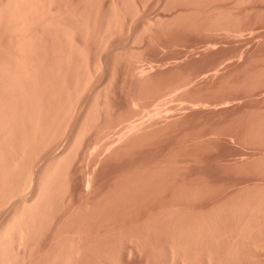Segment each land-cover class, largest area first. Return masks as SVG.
<instances>
[{
  "label": "rangeland",
  "instance_id": "1",
  "mask_svg": "<svg viewBox=\"0 0 264 264\" xmlns=\"http://www.w3.org/2000/svg\"><path fill=\"white\" fill-rule=\"evenodd\" d=\"M6 65L15 264H264V0H0Z\"/></svg>",
  "mask_w": 264,
  "mask_h": 264
},
{
  "label": "bare ground",
  "instance_id": "2",
  "mask_svg": "<svg viewBox=\"0 0 264 264\" xmlns=\"http://www.w3.org/2000/svg\"><path fill=\"white\" fill-rule=\"evenodd\" d=\"M11 1V0H10ZM16 2H17V0H16ZM19 2V1H18ZM23 1H21V3H22ZM45 3V2H44ZM10 4V3H9ZM16 4V3H15ZM28 5V4H27ZM16 6H18V5H16ZM15 6V7H16ZM22 6V5H21ZM32 7H33V5H31ZM36 7V6H35ZM19 8V7H18ZM31 8V7H30ZM29 8V9H30ZM32 9V8H31ZM39 9V8H38ZM39 10H41V8L39 9ZM25 12V11H24ZM37 12V11H36ZM40 12V11H39ZM35 14V13H34ZM25 15V14H24ZM27 15V14H26ZM18 16V15H17ZM31 16V15H30ZM24 17V16H23ZM20 18V17H19ZM18 18V19H19ZM21 19H22V17H21ZM27 19V18H26ZM19 21V20H18ZM24 21H25V19H24ZM24 21H22V23L24 22ZM28 21V20H27ZM20 24L21 25V27L23 26V24ZM45 23V22H44ZM47 23V22H46ZM52 23V22H51ZM19 25V24H18ZM19 25V26H20ZM28 26V25H27ZM49 26V25H48ZM19 28V27H18ZM17 27H16V30L18 29ZM19 30H20V28H19ZM25 31V30H24ZM27 31V30H26ZM25 37V36H24ZM23 38V37H22ZM70 39V38H69ZM72 41V40H71ZM22 42V41H21ZM21 58V57H20ZM18 62V61H17ZM20 62V61H19ZM22 63V62H21ZM13 64V63H12ZM17 64V63H16ZM15 64V65H16ZM3 65V64H2ZM4 66V65H3ZM23 66H24V64H23ZM16 67V66H15ZM20 67V66H19ZM12 68H10V66L8 65H6L5 67H3V68H1L0 70L1 71H3V73L5 74V75H7L6 77H5V79H3V78H1V79H3L4 81H5V83H3L2 85L6 88V87H9V86H12V80L14 81L15 79H16V75H18V73L17 74H15L14 76L12 75V70H11ZM15 69V68H14ZM20 69H22V71H24L23 69H25V68H22V66H21V68H19V70ZM26 70V69H25ZM96 70V69H95ZM146 70V69H145ZM21 70L20 71H17V72H22ZM13 72H14V70H13ZM26 72V71H25ZM90 72V71H89ZM16 73V72H15ZM24 73V72H23ZM141 73V72H140ZM1 74H2V72H1ZM26 74V73H25ZM1 76V75H0ZM89 76H90V73H89ZM15 77V79H13ZM0 79V83H2V80ZM3 81V82H4ZM15 82V81H14ZM13 82V83H14ZM5 84V85H4ZM1 87V86H0ZM3 88V87H2ZM10 88V87H9ZM85 88V87H84ZM7 89V88H6ZM5 89V90H6ZM11 89V88H10ZM3 90V89H2ZM4 90V91H5ZM78 90V89H77ZM177 90H179L178 88H177ZM4 91H2V92H4ZM175 92V91H174ZM0 93H1V91H0ZM9 93V92H8ZM77 93V92H76ZM173 93V92H172ZM9 95V94H8ZM12 95V94H11ZM11 95H9V96H11ZM4 97H6L5 95H3ZM2 96V97H3ZM79 97V96H78ZM8 97H6V99H7ZM1 99H4V98H1ZM9 99H11V97L10 98H8V100ZM8 100L6 101V100H1V101H3V103H5V102H8ZM5 101V102H4ZM10 102V101H9ZM75 102V101H74ZM78 102V101H77ZM1 103V102H0ZM70 103V102H69ZM14 104H15V102H14ZM1 105H2V103H1ZM11 105H13L12 104V102H11ZM75 106V105H74ZM74 106H73V109H74ZM135 106H136V104H135ZM155 106H157V105H155ZM0 107H3V106H0ZM10 107V108H9ZM18 107V106H17ZM4 108H5V106H4ZM4 108H0V110L2 109V110H4ZM6 108H9L8 109V111L11 109V106H10V104H9V106L8 107H6ZM13 108V107H12ZM35 108H37V106L35 107ZM68 109V108H67ZM6 110V109H5ZM17 110H18V108H17ZM35 110H37V109H35ZM7 111V110H6ZM38 111V110H37ZM160 111V110H159ZM1 112V111H0ZM11 112H12V110H11ZM57 112V111H56ZM62 112V111H61ZM65 112V111H64ZM157 112V111H156ZM155 112V113H156ZM2 113V112H1ZM7 113V112H6ZM12 113H14V112H12ZM20 113V112H19ZM9 113H7V115H8ZM160 114V113H159ZM2 115V114H1ZM3 115H4V112H3ZM12 115V114H11ZM15 115H17L18 116V114H15ZM20 115V114H19ZM151 115V114H150ZM5 116H6V114H5ZM10 116V115H9ZM13 116V115H12ZM22 116V115H21ZM23 116H24V114H23ZM71 116V115H70ZM3 117V116H2ZM7 117V116H6ZM5 117V118H6ZM11 117V116H10ZM10 117H7V119L9 118V119H11ZM16 117V116H15ZM25 117V116H24ZM34 117H35V115H34ZM40 117V116H39ZM57 117V116H56ZM92 117H94V116H92ZM22 118V117H21ZM41 118V117H40ZM69 118V117H68ZM3 119V118H2ZM1 119V117H0V120L1 121H3ZM24 119V118H23ZM53 119V118H52ZM58 119V118H57ZM6 120V119H5ZM1 121H0V123H1ZM19 121V120H18ZM18 121H17V123H18ZM53 121V120H52ZM128 121V120H127ZM131 121H133V120H131ZM8 122H11L10 120H7V122L6 123H8ZM23 121H21L19 124H21ZM38 122V121H37ZM58 122V121H57ZM84 122V121H83ZM4 123V122H3ZM35 123V122H34ZM124 123V122H123ZM128 123H129V121H128ZM133 123H136V122H133ZM132 123V124H133ZM12 124V123H11ZM37 124V123H36ZM130 124V123H129ZM2 125V123L0 124V126ZM5 125L6 124H3V126L5 127ZM8 125V124H7ZM39 125V124H38ZM43 125V124H42ZM60 125V124H59ZM23 126V125H22ZM91 126V125H90ZM127 126H129V125H127ZM135 126H137V124L135 125ZM134 124H133V126H131V128L129 129V128H127L128 130H132V128H133V130H135L134 129ZM10 127V126H9ZM13 127H15L14 125H13ZM12 126L10 127V128H13ZM17 127H18V125H17ZM36 127V126H35ZM41 127V126H40ZM82 127V126H81ZM7 128V134L6 133H4V138L6 137L5 135H9L10 133H9V129H8V127H6ZM5 128V129H6ZM34 128V127H33ZM39 128V127H38ZM44 128V127H43ZM86 128V127H85ZM84 128V129H85ZM117 128V127H116ZM136 128V127H135ZM40 129V128H39ZM45 129V128H44ZM48 129V128H47ZM49 129H50V127H49ZM120 129V128H119ZM138 129V128H137ZM16 130V129H15ZM81 130V129H80ZM12 131H14V130H12ZM21 131V130H20ZM26 131H28V130H25V132ZM6 132V131H5ZM24 132V131H23ZM24 132V134L23 135H25L26 133ZM43 132V131H42ZM41 132V133H42ZM125 132V131H124ZM9 133V134H8ZM16 133V132H15ZM122 133V132H121ZM27 134H29V133H27ZM26 134V136H29V135H27ZM56 134V133H55ZM59 134V133H58ZM80 134V133H79ZM83 134V133H82ZM120 134V133H119ZM125 134V133H124ZM1 135V134H0ZM14 135V133L12 132V136L11 137H15L16 136V134H15V136H13ZM22 135V136H23ZM121 135H123V134H121ZM22 136H20V138L22 137ZM25 136V137H26ZM34 136H35V134H34ZM44 136V135H43ZM48 136H51L50 134L48 135ZM2 137V136H1ZM7 137H10V135L9 136H7ZM6 137V138H7ZM18 137V136H17ZM31 137V136H30ZM36 137V136H35ZM39 137H41V136H39ZM52 137V136H51ZM54 137V136H53ZM78 137V136H77ZM107 137V136H106ZM34 138V137H33ZM33 138H32V140H33ZM122 138V137H121ZM9 138H7V140H8ZM11 139V138H10ZM31 139V138H30ZM45 139V138H44ZM49 139V138H48ZM47 139V140H48ZM52 139V138H51ZM57 139V138H56ZM2 140V139H1ZM5 140V139H4ZM4 140H3V142H4ZM22 140H24V139H22ZM27 140H28V138H27ZM38 140H40V138L38 139ZM122 140V139H121ZM49 141H51V140H49ZM81 141V140H80ZM6 142V141H5ZM11 144H12V142L11 141H9ZM24 142H26V141H24ZM35 142V141H34ZM43 142H45L44 140H43ZM101 142V141H100ZM117 142V141H116ZM1 143V142H0ZM8 143V142H7ZM36 143V142H35ZM40 143H41V141H40ZM71 143V142H70ZM95 144H96V142H94ZM38 144V143H37ZM74 144V143H73ZM7 145H9V143L7 144ZM31 145H32V143H31ZM31 145H29V146H31ZM36 145V144H35ZM42 145V144H41ZM44 145V144H43ZM45 145H47V143L45 144ZM67 145V144H66ZM98 145V144H97ZM4 146V145H3ZM16 146H18V145H16ZM50 146V145H49ZM70 146L71 145H68L67 147H69V148H67V149H70ZM7 147V146H6ZM38 147V146H37ZM39 147H40V145H39ZM75 147V146H74ZM1 148V147H0ZM4 148H5V146H4ZM20 148H21V145H20ZM29 148V147H28ZM22 149H24L25 150V148H22ZM66 149V150H67ZM92 149V148H91ZM2 150V151H1ZM1 150H0V176H1V180L3 181V182H5V181H8V182H6V185H4L5 186V188H7V184L9 183V182H11L12 181V177H11V174H12V170H14L15 168H16V170L19 172V174H20V177L22 178V173H23V169H25L26 170V168H22V164L21 163H18L17 161H15V162H13L12 163V160H14V159H11V158H13V157H11V155H13V154H11L10 155V152H9V149H7L8 150V152H7V150L6 149H4L5 151H3V149L1 148ZM14 150V149H13ZM24 150H23V152H24ZM26 150H27V148H26ZM33 150V149H32ZM65 149H63V151H64ZM65 150V151H66ZM11 151H12V149H11ZM22 151V150H21ZM69 150H67V152H68ZM74 151V150H73ZM6 152H7V154H6ZM13 152V151H12ZM11 152V153H12ZM27 152V151H26ZM14 153V152H13ZM66 152H64V154H65ZM74 154L76 153V152H73ZM16 154H18V153H16ZM29 154H31V153H29ZM33 154H34V151H33ZM10 155V156H9ZM28 155V154H27ZM63 155V152H62V154L60 155V154H57V161H56V158H55V160H54V163H53V161H52V165L50 166V167H48L46 170H45V172H43V174H42V177L40 178V179H38L39 181H37L38 182V184H35V185H37V187H35L36 189H35V194L33 193V196H30V198H29V195H26V196H28V198H25L24 196H22V197H24L23 199H22V201L20 202V206H19V208L17 207V209L15 210V211H17V212H14V213H12L13 214V216L12 217H10V219H8L7 220V222L2 226V228L0 229V264H15V258H17V257H15V256H17L18 254L17 253H15V249H16V247H14V244H15V242H19L20 240V242H22L23 240H24V238L26 237H24V234L25 235H27L26 234V231H27V227H28V224H29V222H28V220H30L29 219V217H30V215H32L33 214V212H31L30 214H29V212H30V207H31V204L33 203V202H35L36 203V201L38 202V200L37 199H39L41 196H44V193H43V195H42V192H48L47 191V187H49L50 186V182H51V186H53L52 184H53V182L52 181H54V180H56V179H58V178H56V179H50V177H51V175L54 173V171H55V168L57 169V167L58 168H60L59 166H61V164L62 163H60L61 162V159L60 158H62L61 156ZM65 156H67V155H65ZM29 157V156H28ZM31 157V156H30ZM30 157H29V159H30ZM22 158V157H21ZM32 158H33V156H32ZM22 159H24V157L22 158ZM22 159H19V161L20 160H22ZM28 159V158H27ZM65 159V158H64ZM25 160V159H24ZM32 160V159H31ZM53 160V159H52ZM60 162H59V161ZM21 162V161H20ZM64 162V161H63ZM58 163V164H57ZM71 163V162H70ZM51 164V163H50ZM60 164V165H59ZM59 165V166H58ZM65 165V164H64ZM67 165V164H66ZM57 166V167H56ZM62 168V167H61ZM67 168V167H66ZM24 170V171H25ZM63 170V169H62ZM67 170V169H66ZM27 171V170H26ZM60 173H61V171H59ZM14 173H15V171H14ZM14 173L12 174V175H14ZM26 173V172H25ZM25 173H23L24 175H25ZM59 173V174H60ZM63 173V172H62ZM18 173H17V175H19ZM92 174V173H91ZM90 175V174H89ZM25 176H27V175H25ZM25 176H24V178H22L23 179V185H24V181L26 182V178H25ZM58 176V175H57ZM60 176V175H59ZM16 177V176H15ZM19 177V176H18ZM17 177V178H18ZM9 179H10V181H9ZM19 179V178H18ZM27 179H29V178H27ZM49 179H50V181H49ZM15 180H17V179H15ZM15 180L13 179V184H15ZM35 180V179H34ZM33 180V181H34ZM2 181H0L1 183H3ZM19 181V180H18ZM47 181H49V183L47 182ZM59 181V180H58ZM90 181V180H89ZM21 181H19V183H20ZM18 183V185H20ZM22 183H21V185H22ZM54 183H55V181H54ZM89 183V182H88ZM10 184V183H9ZM11 184H12V182H11ZM10 184V185H11ZM46 184H47V186H46ZM49 184V185H48ZM22 185V186H23ZM25 185H27V183H25ZM55 185V184H54ZM2 186V185H1ZM3 186V187H4ZM13 186V185H12ZM22 186H20V187H22ZM31 186V185H30ZM49 187L50 189L52 188V187ZM9 187V186H8ZM28 187V186H27ZM87 187V186H86ZM88 187H89V184H88ZM1 188V187H0ZM32 188V187H31ZM14 189V188H13ZM16 189V188H15ZM21 189V188H20ZM30 189V188H29ZM46 191H45V190ZM5 190V194H6V191H9V190H6V189H4ZM11 190V189H10ZM24 190V189H23ZM27 190V189H26ZM49 190V189H48ZM69 190V189H68ZM14 191H17V190H14ZM34 191V190H33ZM50 191V190H49ZM53 191V190H52ZM51 191V192H52ZM56 191V190H55ZM54 191V192H55ZM66 191V190H65ZM13 192V191H12ZM12 192L10 191V194H12ZM22 192V191H21ZM1 193H3V189L1 190ZM67 193V192H66ZM4 194V193H3ZM8 194V193H7ZM6 194V195H7ZM15 194V193H14ZM23 194V193H22ZM27 194H31V193H27ZM32 195V194H31ZM41 195V196H40ZM2 196V195H1ZM3 196H5V195H3ZM12 196V195H11ZM40 196V197H39ZM21 197V196H20ZM20 197H18V199H21ZM12 198V197H11ZM14 198H16V197H14ZM46 198V197H45ZM6 199V198H5ZM41 199H42V197H41ZM0 200H1V198H0ZM7 200V199H6ZM13 200V199H12ZM12 200H9V201H12ZM35 200V201H34ZM45 200V199H44ZM4 201V200H3ZM14 201V200H13ZM47 201V200H46ZM18 202V201H17ZM8 203V202H7ZM3 204V203H2ZM9 204H11L10 202H9ZM34 204V203H33ZM33 204H32V206H33ZM7 205V204H6ZM34 205H36V204H34ZM39 205V204H38ZM17 206V205H16ZM35 207H37V206H35ZM34 207V208H35ZM47 207V206H46ZM33 208V207H32ZM31 208V209H32ZM18 209H19V211H18ZM34 210V209H33ZM35 212V211H34ZM11 214V215H12ZM45 214V213H44ZM38 216V215H37ZM6 220V219H5ZM36 220V219H35ZM43 221V220H42ZM30 228V227H29ZM32 230V229H31ZM30 231V230H29ZM38 232H40V231H38ZM33 234H34V232H33ZM32 234V235H33ZM64 234V233H63ZM70 235V234H69ZM55 236V235H54ZM87 237V236H86ZM67 238V237H66ZM26 240H27V238H26ZM29 240H27L26 242H28ZM24 242H25V240H24ZM64 242V241H63ZM20 245V244H19ZM24 246V245H23ZM74 246V245H73ZM79 247V246H78ZM15 248V249H14ZM19 249V248H18ZM25 250V249H24ZM78 252V251H77ZM17 254V255H16ZM58 254V253H57ZM66 254V253H65ZM59 255V254H58ZM68 255V254H67ZM20 256H22V255H20ZM55 257V256H54ZM21 259V258H20Z\"/></svg>",
  "mask_w": 264,
  "mask_h": 264
}]
</instances>
